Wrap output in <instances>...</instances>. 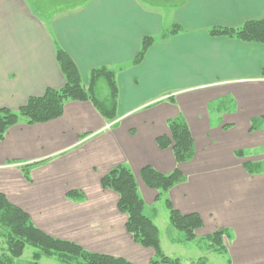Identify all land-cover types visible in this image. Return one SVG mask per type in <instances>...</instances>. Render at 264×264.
Segmentation results:
<instances>
[{
	"label": "crops",
	"instance_id": "obj_1",
	"mask_svg": "<svg viewBox=\"0 0 264 264\" xmlns=\"http://www.w3.org/2000/svg\"><path fill=\"white\" fill-rule=\"evenodd\" d=\"M258 18L264 0H0V108L17 110L64 85L58 49L84 85L93 69L107 68L117 87L112 119L90 100H67L56 119L8 128L0 193L51 236L146 264L154 250L133 241L118 194L100 185L122 164L159 236L162 198L201 217L194 238L208 254L187 263L219 255L207 237L221 229L228 264H264V44L212 34ZM145 37L153 42L136 62ZM173 119L193 139L192 157L181 163L156 142L170 136ZM145 166L178 169L185 179L164 193L142 180ZM69 191L83 198L70 199Z\"/></svg>",
	"mask_w": 264,
	"mask_h": 264
},
{
	"label": "trees",
	"instance_id": "obj_2",
	"mask_svg": "<svg viewBox=\"0 0 264 264\" xmlns=\"http://www.w3.org/2000/svg\"><path fill=\"white\" fill-rule=\"evenodd\" d=\"M212 34H226L248 42L264 44V18L245 22L238 28L213 29ZM152 37H145L141 50L135 59L139 62L144 51L152 44ZM56 60L65 78L64 85L59 89L47 88L40 96H30L24 105L17 110L0 108V139L11 126L23 122L28 125L43 123L60 117L67 100L88 101L105 116L112 119L117 96L114 73L107 68H97L91 71L88 84L81 81L79 71L71 58L63 50L56 51ZM103 79L109 93L100 100L97 97L99 80ZM170 136H160L156 142L160 148L171 147L177 163L189 160L193 154V139L186 123L180 119L168 122ZM241 156V152L236 153ZM256 168L260 169V166ZM26 166L22 167L28 176ZM253 171V169H249ZM259 171V170H257ZM140 177L150 188L167 192L170 188L183 182L185 177L174 169L169 174H161L149 166L139 171ZM103 189H111L119 196L117 209L126 214V231L131 234L133 241L144 247L152 248L154 255L146 264H184L178 257L165 255L160 244L158 227L143 213L144 201L137 190L134 174L122 164L109 169L100 179ZM66 196L70 199L83 198L82 193L69 191ZM169 209V221L173 227L185 233L187 239L194 238V231L202 227L201 217L197 213L182 214L176 210L171 201L165 199ZM0 225L5 229L8 256L5 264H13L15 258L22 255L27 245L33 247V264H38L41 257H55L66 264H135L123 257L92 252L79 244L51 236L32 222L29 215L20 207L12 204L3 193H0ZM221 229H216L207 239L217 253L225 251ZM196 264V263H193Z\"/></svg>",
	"mask_w": 264,
	"mask_h": 264
},
{
	"label": "rangeland",
	"instance_id": "obj_3",
	"mask_svg": "<svg viewBox=\"0 0 264 264\" xmlns=\"http://www.w3.org/2000/svg\"><path fill=\"white\" fill-rule=\"evenodd\" d=\"M97 93V97L100 100H102V98L109 93L107 85L103 79L99 80ZM262 165V169H264V162L262 163ZM156 207L158 208V218L156 219V222L160 229L161 248L165 255H168L170 257H178L182 263L189 264L187 263V261H191V259H194L193 261L196 262L199 253H202V255L204 256L208 254L207 250H205V247H201V249H199L200 244H197L198 238L188 240L184 232L176 229L171 225L169 221V209L165 204L164 198H162V200L156 205ZM156 207L155 209H153L154 211H156ZM172 241H174L175 243L172 244ZM33 250V247L27 245L22 255L14 259L13 264H33ZM209 254L211 255V253ZM7 256L8 251L5 229L0 225V264H5ZM212 257L213 259H210L209 262L205 264H228V255L225 252L220 253L219 255L214 253L212 254ZM38 264L66 263L59 261L55 257L43 256L38 261Z\"/></svg>",
	"mask_w": 264,
	"mask_h": 264
}]
</instances>
